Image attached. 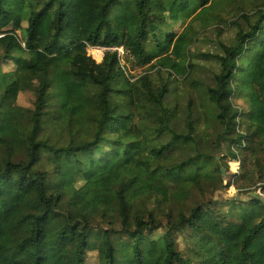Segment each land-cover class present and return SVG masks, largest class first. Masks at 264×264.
I'll return each instance as SVG.
<instances>
[{
  "label": "trees",
  "instance_id": "1",
  "mask_svg": "<svg viewBox=\"0 0 264 264\" xmlns=\"http://www.w3.org/2000/svg\"><path fill=\"white\" fill-rule=\"evenodd\" d=\"M251 53L264 0H0V264H264ZM232 187L248 201L215 202ZM216 209L229 250L199 224Z\"/></svg>",
  "mask_w": 264,
  "mask_h": 264
},
{
  "label": "rangeland",
  "instance_id": "2",
  "mask_svg": "<svg viewBox=\"0 0 264 264\" xmlns=\"http://www.w3.org/2000/svg\"><path fill=\"white\" fill-rule=\"evenodd\" d=\"M52 18L53 12L49 14L47 20L43 24V30L39 37L42 43L48 38ZM213 42L216 46L218 39H214ZM214 45L208 44V47H214L215 50H219V48L215 47ZM122 54H124V50ZM249 56L251 58L249 63L244 68V72L237 76V81L234 84L237 91H242L246 94L259 90L260 88H264V59H262L260 56H257L255 53H251ZM122 59L124 60V56H122ZM101 60L102 59H98L96 61ZM252 109L254 108L252 107ZM241 120L243 132L249 136H252L256 142V145L250 155L249 178L253 182H257V186H260L261 184H264V168L263 161L260 162L259 165H257V162L260 161L264 156L263 152H261L262 143L264 149V129L262 128L264 127V119H257L251 111H248L246 112L245 116L241 117ZM165 128L167 129V125H165ZM243 132H241V134H243ZM235 154V149H232V153L228 152V155L230 156H234ZM230 167L234 170H238L240 163L231 162ZM253 191H255V194L253 192V195L264 198V192L262 190L254 189ZM247 192L248 189L239 191L235 187H232L226 191L218 190L214 195V199L215 202H221L222 200H226L228 198H237V200L248 201L249 194ZM239 194H241V196L238 197ZM199 224L206 230L207 233L213 235L217 239L224 250H229L234 244H238L240 242V240L235 236L231 226L224 218L223 214L217 209L203 214L199 219ZM15 236L19 238L18 233H15ZM5 253L6 251L0 248V256L4 255ZM256 264H261V260H257Z\"/></svg>",
  "mask_w": 264,
  "mask_h": 264
},
{
  "label": "built area",
  "instance_id": "3",
  "mask_svg": "<svg viewBox=\"0 0 264 264\" xmlns=\"http://www.w3.org/2000/svg\"><path fill=\"white\" fill-rule=\"evenodd\" d=\"M107 51H112V52L118 51L120 55L123 53V50L118 48L111 49V48H102L100 46L88 45L87 56L98 60V59H102Z\"/></svg>",
  "mask_w": 264,
  "mask_h": 264
},
{
  "label": "clouds",
  "instance_id": "4",
  "mask_svg": "<svg viewBox=\"0 0 264 264\" xmlns=\"http://www.w3.org/2000/svg\"><path fill=\"white\" fill-rule=\"evenodd\" d=\"M239 122H241V123H242V120H241V118L239 119Z\"/></svg>",
  "mask_w": 264,
  "mask_h": 264
}]
</instances>
